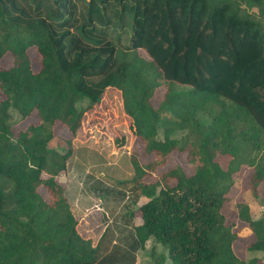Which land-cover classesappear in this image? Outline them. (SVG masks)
<instances>
[{"label":"trees","instance_id":"obj_1","mask_svg":"<svg viewBox=\"0 0 264 264\" xmlns=\"http://www.w3.org/2000/svg\"><path fill=\"white\" fill-rule=\"evenodd\" d=\"M31 45L40 54L37 70ZM7 51L0 264H94L109 251L116 237L104 210L77 216L57 177L72 140L102 119L90 114L108 105L105 93L114 89L129 128L153 152L144 164L132 155L133 175L113 183L116 206L128 189L147 197L126 214L140 219L133 250L153 240L149 260L135 264H264L236 255L237 232L221 210L240 166L251 168L253 188L264 181V0H0V61ZM158 86L165 90L155 105ZM34 110L38 121L14 133L13 124ZM56 121L68 131L65 150L49 146ZM174 150L187 153L193 171L175 165L145 180ZM217 153L229 156L226 167ZM236 207L254 235L247 249L264 254V214L253 218L244 200ZM98 225L96 237L84 235Z\"/></svg>","mask_w":264,"mask_h":264},{"label":"rangeland","instance_id":"obj_2","mask_svg":"<svg viewBox=\"0 0 264 264\" xmlns=\"http://www.w3.org/2000/svg\"><path fill=\"white\" fill-rule=\"evenodd\" d=\"M27 52L31 59L32 68L37 70L40 66V54L35 45L29 46ZM12 60V54L7 51L0 62L2 66L7 67L11 65ZM176 86L179 88L185 87L178 84ZM164 90L165 88L163 86H158L155 89L151 97L153 104L156 105L162 98ZM2 96L3 94L0 91V98ZM105 97L108 100V105L95 106L94 113L90 114V116L93 115L95 118L100 114L103 116H101L102 119L92 121L93 124L91 126L84 125L82 128H84L83 132L85 130L86 135L81 137V139L72 140L71 146H73V152L67 159V168L61 172L58 182L65 188V195L70 207L76 211L79 210L80 213H83L94 204L96 205L97 201L94 198L95 196L102 197L105 205L113 209L112 211H109V209L106 210L108 217L105 219V222H108L107 224L114 227L116 238L112 240L109 251L94 264H135L136 262H145L150 258L149 251L153 240L148 239L144 248L133 250L130 247V243L132 242L130 234L133 231L134 224L138 223L140 219L132 217L128 220L126 214L131 209L145 202L147 197L140 199V194L137 191L128 189L125 199L116 206V200L114 198L117 192H115L113 183H115L114 179L118 176L113 175V172L111 173L110 166L117 162L123 170L120 175H125L126 172L129 178L133 175L131 156H135L140 163L144 164L152 160L153 152H147L144 147V142L129 128V119L125 118L121 111V100L118 90L114 89L112 92L107 90ZM16 116L15 114L14 117ZM113 116L112 127H110L111 125L107 126L106 120L112 119ZM37 121L38 115L34 110L25 119L13 124V131L16 133L19 128L25 127L29 122ZM103 125H105V128L102 127ZM53 129L54 136L49 141V146L65 150L69 146L66 140L68 136L66 127L56 121ZM110 129H113V132H108ZM107 132L109 135L106 134ZM121 135L124 136L122 142L119 141L117 143L115 140L112 141L113 136H118L119 138ZM215 160L221 166L226 167L229 156L217 153ZM175 165L180 166L187 173L193 171L187 153L174 150L167 156L164 164L156 165L148 175L144 176V179L148 181L153 180L162 171H166ZM250 173L251 168L245 164L232 173L233 184L225 194L221 210L225 215L226 221L232 222L233 229L237 232V238L233 242L236 255L244 260H248L252 256H258L264 263V254L262 251L247 249V245L254 239V235L246 223L239 219L237 215L236 203L242 200L248 203L250 214L253 218H258L264 214V181H261L257 184L256 188H253ZM174 182L175 178H171L169 181L171 184ZM38 189L46 200H50L49 194L43 186L38 187ZM82 191L88 192L87 195H82ZM125 220H128V224ZM101 227V225H98L97 227L90 228L88 232L82 231L86 236L96 237L97 231ZM156 247L161 249L160 244H156Z\"/></svg>","mask_w":264,"mask_h":264},{"label":"crops","instance_id":"obj_3","mask_svg":"<svg viewBox=\"0 0 264 264\" xmlns=\"http://www.w3.org/2000/svg\"><path fill=\"white\" fill-rule=\"evenodd\" d=\"M75 151V150H74ZM98 151H100V150H98ZM101 152V151H100ZM114 163V162H113ZM111 167V169H110V171H111V173L113 172V175H116V176H118L117 178H128V175H127V173L125 172V175H120V173L123 171L121 168H120V165H118V163L117 162H115L112 166H110ZM108 173V172H107ZM111 173H109V174H111ZM58 178V180H59V178H60V175L57 177ZM117 178H115V179H117ZM84 192V193H83ZM82 193V195H87V193L88 192H86V191H82L81 192ZM64 194H65V188H64ZM66 196V195H65ZM90 196H92V195H90ZM140 197V199H144V195H140L139 196ZM94 198H96L95 200L97 201V203H96V205L94 204L93 206H91V207H89L86 211H84L83 213H80V211L79 210H74L72 207H71V209L75 212V214L77 215V216H83L87 211H90V210H92V209H95V208H99L100 210H104V212H105V214H106V206H105V203L103 202V199H102V197H100V196H95ZM90 199H92V198H90ZM93 200V199H92ZM145 201V200H144ZM139 205H141V204H139ZM138 205V206H139ZM105 217V219L108 217V214H106V216H104ZM106 224L108 223V222H105Z\"/></svg>","mask_w":264,"mask_h":264}]
</instances>
